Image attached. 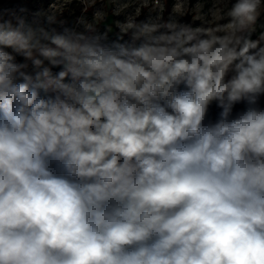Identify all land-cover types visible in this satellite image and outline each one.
<instances>
[{
    "label": "clouds",
    "instance_id": "clouds-1",
    "mask_svg": "<svg viewBox=\"0 0 264 264\" xmlns=\"http://www.w3.org/2000/svg\"><path fill=\"white\" fill-rule=\"evenodd\" d=\"M110 2L0 8V264H264V0Z\"/></svg>",
    "mask_w": 264,
    "mask_h": 264
},
{
    "label": "rangeland",
    "instance_id": "rangeland-1",
    "mask_svg": "<svg viewBox=\"0 0 264 264\" xmlns=\"http://www.w3.org/2000/svg\"><path fill=\"white\" fill-rule=\"evenodd\" d=\"M12 0H0V8H7L14 10L18 14L24 16L26 20L31 22L35 18V13L39 11L47 10L49 7V4L53 2V0H16L15 6H11L9 2ZM93 0H90V3H92ZM95 7H89V10L87 13H82L81 11V5L76 2V0H73V3L68 6V9L65 10L63 13V19H66L69 23V25H74L75 21L78 17L81 15H84L87 20L91 21L93 19V15L97 10H101L99 16L97 17V20L99 23V30L104 31L106 26H111L114 28L115 20H123L124 15L115 16L113 13V9L116 7L115 4L111 3L110 0H94ZM223 7L230 6L231 0H221ZM192 4L196 3V0H191ZM172 0H168V7L169 10L171 9ZM212 6L211 0H207L204 6V10L207 11L209 7ZM133 9H128L129 12H131ZM167 15V13H165ZM147 16V11L145 10L144 15L140 17V19H144ZM185 22H191V16H186L183 18ZM199 22H196V25H198ZM118 31L116 29L113 30V33L110 34V39H115V32ZM253 39L256 38L255 34L252 37ZM127 39V37H125ZM262 104H264V101H262ZM213 117L215 116V110L212 112Z\"/></svg>",
    "mask_w": 264,
    "mask_h": 264
},
{
    "label": "trees",
    "instance_id": "trees-1",
    "mask_svg": "<svg viewBox=\"0 0 264 264\" xmlns=\"http://www.w3.org/2000/svg\"><path fill=\"white\" fill-rule=\"evenodd\" d=\"M15 3H16V0H12V1L9 2V4H10L11 6H15Z\"/></svg>",
    "mask_w": 264,
    "mask_h": 264
}]
</instances>
